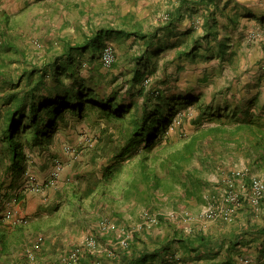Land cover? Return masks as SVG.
<instances>
[{
	"label": "trees",
	"instance_id": "obj_1",
	"mask_svg": "<svg viewBox=\"0 0 264 264\" xmlns=\"http://www.w3.org/2000/svg\"><path fill=\"white\" fill-rule=\"evenodd\" d=\"M3 2L0 0V154L5 160L0 172L1 184L14 172L21 179L25 177L32 157L49 154V145L59 131L65 134L74 124L71 120L82 121L91 115L115 122L113 125L118 131L106 126L89 138L92 145L89 147L87 142L88 147L101 153L106 162L91 180H84L86 175L80 174L77 181L68 183L72 200L77 198L83 202L87 196L98 193L99 200L103 198L112 205L115 190L111 185L119 181L123 171L130 169L121 187L122 194L138 196L148 211L162 218L161 212L154 211L159 194L176 195L186 200L187 205L191 199L205 201L204 194L210 185L205 170L217 166L219 159L241 153L264 169V103L259 101L260 89L242 101L237 100L235 93L232 95L235 98L230 99L229 92L224 91L219 100L212 98L206 102L201 91H167L152 77L158 66L153 58L180 44L184 46L177 50L174 61L190 58L197 62L215 57L224 60L231 48L230 36L226 33L223 38L219 37L222 27L218 12L236 24L241 14L237 0H170L172 6L165 15L148 27L145 19L130 11L121 16L123 22L117 26L94 25L89 21L91 27L83 39L75 42L69 37L60 39V46L53 52V47L50 48L49 58L42 61L34 60L30 49L16 41L17 37L26 39L23 32L17 31L20 27L15 21L28 5L24 2L8 9ZM231 4L236 10L233 14L227 13ZM201 9L205 11L201 23L204 33L195 36L193 33L199 28L194 14ZM254 12L245 9L243 14L264 19ZM186 18L193 21L179 32ZM132 36L140 42V48L126 51L123 61L118 59L116 50L117 60L106 67L102 50L107 37ZM212 41L217 42V48ZM41 44L35 41L33 46L39 49ZM12 48L21 55L17 60L24 61L18 65V74L10 66L15 59L9 54ZM192 104L198 109L191 119L196 128L174 141L170 134L173 117L181 106ZM206 121L215 124L206 125ZM60 145L65 154V142ZM75 148L79 156L81 147ZM49 155L51 158L61 156ZM196 159L200 165L195 164ZM58 206L50 209L56 210ZM3 217L4 214H0V233L6 235L3 230L9 225ZM172 226L171 235L163 240L145 238L142 230L135 232L127 247L120 245L118 237L113 238L117 247L119 245L115 248L113 263L167 264L177 244L183 258H190L193 264H239L244 253L241 246L264 234V227L244 234L216 235L203 228L187 231L176 223ZM97 230L102 233L99 226ZM245 234L249 235L246 240L242 238ZM102 238L107 241L106 236ZM259 243L256 260L249 264H264V240ZM95 258L92 254L84 256L82 263L95 261Z\"/></svg>",
	"mask_w": 264,
	"mask_h": 264
},
{
	"label": "rangeland",
	"instance_id": "obj_2",
	"mask_svg": "<svg viewBox=\"0 0 264 264\" xmlns=\"http://www.w3.org/2000/svg\"><path fill=\"white\" fill-rule=\"evenodd\" d=\"M24 2L28 6L20 12V15H17L19 17L15 22L20 27L17 31L21 30L20 32L24 33L23 35L26 39L21 40V38L17 37L16 41L19 42L18 44L21 47H28L30 49L29 53L33 55L36 61L49 58V54L55 51L54 49L57 46H60V39L62 38L69 37L74 42L83 39L85 32L90 30L91 24L89 21L94 23V25L110 24L117 26L123 22L121 16L130 11L145 19V26L148 27L149 23L157 22L165 15L167 9L172 6L170 0H4L3 6L9 9ZM233 6L234 4H231L227 8V13L231 12L233 14L236 11ZM257 7L264 8V0H245L243 3L241 2L239 7H237L241 14H239L236 24L229 21L227 16H222L220 11L218 12L220 26L222 27L220 28L219 37L223 38L226 33L230 36L228 43L231 48L227 50L224 60L220 57H215L200 59L197 62L190 60V58L174 61L177 50L184 46V44H180L165 50L161 55L153 58V62L157 61L158 63L157 70L152 76L154 82L160 87L167 88V91H170V89L191 92L201 91L205 94L206 102L212 101V98L219 100L222 96L221 92L224 91L229 92L231 96L228 97L232 100L235 98L232 96L234 93L237 94V100H246L259 88L261 90L259 101L260 104H263L264 21L260 23L259 19L253 14H243L245 9L255 10ZM203 11L204 9H201L194 14V19L197 23L196 27L199 28L193 33L195 36L202 32L204 33V29L201 26ZM118 14H120V17ZM192 21L190 18H186L178 29L179 32L185 30ZM225 23H229V26L223 28ZM172 39L177 41L176 37ZM106 40L107 43L116 45L118 59L122 61L125 60L126 51L130 52L131 50L133 52L140 48V42L134 36L126 39L107 37ZM35 41L42 43L39 49L33 46ZM212 45L217 48L216 41H212ZM50 48H52L51 52ZM9 54L15 57L10 66L18 74V65H22L24 61L20 62L17 60L21 55L16 51V48H12ZM185 106H181L173 117V128L170 134L174 141L179 140L182 135L187 136L196 128L191 119L197 115L198 109L195 104ZM71 122L74 124L71 123V130L66 131L65 136H63L62 130L58 133L63 136L64 140L62 142H65V145L81 147L80 155L75 158L73 157L74 154L68 155L65 153L69 159L60 156L64 163V169L62 171L63 179L57 188L46 189L43 194L40 193L39 195H29L28 193L20 195L21 199L18 207H15L17 210L15 208L14 210L18 211L19 215L22 214L29 217L31 222L28 226L20 227L25 234V240H22L23 243L22 246H19V249H23L25 244L30 243V240L37 233H43L46 236V242L40 252L41 256L39 255V264H49L50 261L56 259L65 250L70 249L74 245L82 244L88 235L94 234L98 236L99 251L97 253L90 251L85 253V258L90 254L96 257L95 261L87 264H114V254H109L108 251L112 249V252L115 253L117 244L113 238L116 239L118 235L113 231L101 233L97 230L98 222L103 217H109L120 228L134 229L141 224L144 211L148 207L139 201L138 196L125 197L121 192V187L125 183V175L129 173L130 169L123 171L119 181L111 185L115 190V202L112 205L104 202L103 198L99 200L98 197L100 198L101 195L98 193L94 196H87L83 202L77 198L72 200V189L68 183L77 181L80 175L72 174L74 167H78L77 170H80L81 173L87 174L93 169L92 166L99 168L106 162V158L101 153L97 152L96 149L89 148L91 146L89 144L88 147L89 138L99 134L102 127L110 126V128L117 131L118 128L113 125L115 122H109L105 118L100 119L96 115H91L82 121L71 120ZM205 124L215 123L206 121ZM50 154L53 153L50 152ZM47 155L49 157V154ZM92 155H94V159L89 161ZM83 156L88 158L83 159ZM241 157L243 159L247 158L244 154L238 153L234 156L219 159L217 166L205 170L206 178L209 180L210 185L205 191V201L203 202L191 199L187 205L185 203L186 200H181L176 195L159 194V198L155 201L157 208L154 211L161 212L160 214L164 217L160 218L158 224L150 228H140L139 231L142 230V235L145 238L158 237L163 240V238L165 239L171 235L173 223L183 227L184 225L181 223L189 221L184 218L183 211L187 210L194 215H199L203 209L202 207L206 205L212 196H219L222 193L227 180L234 178L237 169L245 166L252 169L248 164L241 165ZM77 158L80 159L77 162L81 164L76 162L73 165L70 163V161L75 162ZM194 162L200 165L197 159ZM257 169V171L252 169V172L264 179V169L260 167ZM2 185L6 187L5 180ZM54 205L59 206L56 210H51L50 207ZM241 209L237 210L233 220H229L231 223L237 220L236 215ZM172 212L177 214L171 216L170 213ZM192 222H196V220ZM199 222L201 223L199 225L203 229L205 228L204 231L206 232L210 230L216 231L215 228L221 229L223 225L219 220L200 219ZM8 225L10 227H5L7 229L5 232L10 234L15 227L12 224ZM194 226L197 225L194 224ZM232 227L234 226L232 225ZM187 231H192V229L189 230L188 227ZM104 236L107 237V241L102 238ZM25 241L27 242L25 243ZM242 250L244 253L240 256L239 264H245L241 260L243 258H249L251 259L249 263H254L256 260L254 249L247 246ZM40 257L43 258L40 259ZM170 258L176 259L174 260L175 264H193L190 258L189 260L183 258L182 253L178 251L177 244H175L169 254L168 260Z\"/></svg>",
	"mask_w": 264,
	"mask_h": 264
},
{
	"label": "built area",
	"instance_id": "obj_3",
	"mask_svg": "<svg viewBox=\"0 0 264 264\" xmlns=\"http://www.w3.org/2000/svg\"><path fill=\"white\" fill-rule=\"evenodd\" d=\"M117 60V51L112 43H106L102 50V62L106 67H110ZM89 145L92 141L89 139ZM64 151L68 155L74 154L77 157L76 148L72 145L66 144ZM53 167L45 180H41L37 173L29 165L25 171V177L21 185V191H33L37 193H44L46 189L57 188L61 183L62 171L64 163L60 157L51 158ZM18 198L14 199V203H18ZM246 205H251L255 209H260L264 206V179L252 172L248 166L241 167L235 171L234 178L227 180L226 186L219 196H212L206 203L199 215L185 210L183 211L184 218L189 221L195 220H218L226 219L233 220L238 209ZM176 212L170 213L171 216L176 215ZM159 215L148 210L144 211L141 224L134 229L120 228L116 222L109 217H103L98 226L102 232H116L119 243L122 247H127L134 234L140 228H150L160 222ZM175 218V217H174ZM3 221L7 224H12L13 227L28 226L31 222L29 217L19 216L16 210L9 207L4 211ZM192 228L189 227V230ZM46 242V236L43 233H37L30 243L24 246V255L28 262L38 263L39 251L42 250ZM94 234L88 235L82 244L74 245L68 250H65L56 259L49 262V264H81L82 259L87 251L97 253L98 243ZM109 250V254H115ZM243 263L251 262L249 258L241 259ZM6 264H19L14 261H9ZM167 264H175L174 259L170 258Z\"/></svg>",
	"mask_w": 264,
	"mask_h": 264
},
{
	"label": "crops",
	"instance_id": "obj_4",
	"mask_svg": "<svg viewBox=\"0 0 264 264\" xmlns=\"http://www.w3.org/2000/svg\"><path fill=\"white\" fill-rule=\"evenodd\" d=\"M245 0H237V2L239 3H243ZM254 14L258 15V16H264V8L262 7H257L255 9ZM260 23H262L264 21V19H259ZM21 31V30H19ZM18 31V32H19ZM259 90V88H257V91ZM60 133H58L57 135H55L54 137V141L49 145V148L51 150L52 153H57L61 156L66 157L67 159L68 156L65 155L62 151H61V145L60 143L64 140L63 136H65V134H63V136H61ZM50 154V153H49ZM46 156H33L32 160H30V166L31 168L37 173V175L39 176V178L41 180H45L49 173H50V169L53 167L52 161H51V155H49V157ZM87 156H83V159H87ZM91 159H94V155H92L89 158V161ZM3 158L1 157L0 154V172L3 171ZM70 161L71 164H76V162ZM240 162L241 165H250L253 167V170L257 171L258 169V165L253 163V161L250 158H245L243 159L242 157L240 158ZM78 163V162H77ZM80 163V162H79ZM78 163V164H79ZM81 164V163H80ZM93 169L85 174L86 178H84V180L87 179H92L94 177V175H96L95 173L99 172L98 169L96 168V166H92ZM78 167H74V171L72 172V174H84L81 173L80 170H77ZM263 169V168H262ZM100 173V172H99ZM261 174V173H260ZM100 175V174H98ZM24 177L21 179V177H19L18 175H16V173L14 172L13 174H10L8 176V178L5 179V185L6 187H4L1 183H0V214H4V211L11 207V208H17L18 204L20 202L21 198H18V195H21L22 193H28L29 195H39L40 193L37 192H33V191H21V185L23 183ZM21 197V196H20ZM18 198V203H14V199ZM11 205V206H9ZM15 208V209H16ZM203 208V207H202ZM201 208V209H202ZM17 210V209H16ZM18 213V211H16ZM19 215V213H18ZM19 216H25L20 214ZM27 217V216H26ZM237 220L234 221V223L230 222L229 220H225V219H218L219 222L223 223L221 229L215 228L216 231L210 230L212 233H216V235H231V234H244L248 231H251L253 228L256 231L258 228L260 227H264V206L261 207L260 209H255L253 206L251 205H246L244 206L236 215ZM200 220H196V222H192V221H183L181 224H183L186 228V230H188V227H191L192 230L195 228H202L200 222ZM229 223V224H226ZM194 224H196L197 226H194ZM3 225V224H2ZM232 225L234 227H232ZM10 227V226H8ZM25 227V226H24ZM226 227V228H225ZM7 228V227H6ZM205 229V228H204ZM7 230V229H5ZM5 230H3L5 232ZM3 232V233H4ZM0 264H6L9 261H14L17 262L19 264H32L30 262H28L26 256L24 255V248L23 249H19V246H22V240H25L24 236L25 234L23 233V230L20 229V227H15V229L9 234L6 233V235H2V233H0ZM257 235V234H256ZM256 235H253L256 236ZM243 239H247V237H249L248 234L242 235ZM254 239L256 241L246 245V246H241V248L243 249L244 247L249 246L250 248L254 249L255 254H257L256 249L257 247L260 245V241L264 240V234H262V236L257 235V237ZM27 241H25L26 243ZM22 250V251H21ZM39 255L41 256V254L39 253ZM43 257H40V259H42ZM11 259V260H8ZM83 262V261H82ZM40 261L38 263L35 264H39ZM85 263V262H84ZM83 263V264H84ZM34 264V263H33Z\"/></svg>",
	"mask_w": 264,
	"mask_h": 264
}]
</instances>
